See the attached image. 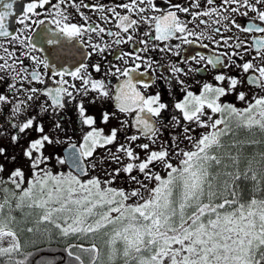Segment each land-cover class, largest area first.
<instances>
[{"label":"snow or ice","instance_id":"1","mask_svg":"<svg viewBox=\"0 0 264 264\" xmlns=\"http://www.w3.org/2000/svg\"><path fill=\"white\" fill-rule=\"evenodd\" d=\"M0 264H264V0H0Z\"/></svg>","mask_w":264,"mask_h":264}]
</instances>
